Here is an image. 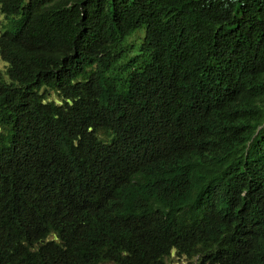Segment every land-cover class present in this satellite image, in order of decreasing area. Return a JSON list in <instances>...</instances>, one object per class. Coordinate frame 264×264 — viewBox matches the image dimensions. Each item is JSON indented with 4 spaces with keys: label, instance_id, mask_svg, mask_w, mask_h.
Returning <instances> with one entry per match:
<instances>
[{
    "label": "trees",
    "instance_id": "trees-1",
    "mask_svg": "<svg viewBox=\"0 0 264 264\" xmlns=\"http://www.w3.org/2000/svg\"><path fill=\"white\" fill-rule=\"evenodd\" d=\"M0 12V264H264V0Z\"/></svg>",
    "mask_w": 264,
    "mask_h": 264
},
{
    "label": "rangeland",
    "instance_id": "rangeland-1",
    "mask_svg": "<svg viewBox=\"0 0 264 264\" xmlns=\"http://www.w3.org/2000/svg\"><path fill=\"white\" fill-rule=\"evenodd\" d=\"M6 21H7V19L0 12V32L4 29ZM141 30L144 31L143 29H141ZM136 35L142 36V33L136 32ZM133 38H134V36H132L130 38V40ZM5 64H6V62L0 56V68H4ZM56 96H57L56 93L51 92L50 97H56ZM189 262H191V263L195 262V258L191 259L190 257H188L184 254H182V255L177 254L174 250H172V252L166 257V264H188Z\"/></svg>",
    "mask_w": 264,
    "mask_h": 264
}]
</instances>
